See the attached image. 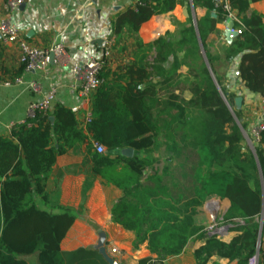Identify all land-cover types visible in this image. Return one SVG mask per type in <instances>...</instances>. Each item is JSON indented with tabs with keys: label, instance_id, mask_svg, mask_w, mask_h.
<instances>
[{
	"label": "trees",
	"instance_id": "obj_1",
	"mask_svg": "<svg viewBox=\"0 0 264 264\" xmlns=\"http://www.w3.org/2000/svg\"><path fill=\"white\" fill-rule=\"evenodd\" d=\"M260 1L231 0L244 29L222 47L224 59L210 51L215 38H220L217 26L224 22L213 0H192L194 9L207 11L196 26L190 0H136L112 23L114 36L126 32L133 36L136 52L116 80H107L106 68L101 73L105 83L95 95L91 122L79 128L74 112L57 105L52 113L38 112L14 125L12 139L0 137V264H28L24 258L32 256L37 257V264H109L94 248L61 249L75 216L67 208L52 205L59 195L47 192V185L57 159L76 147H85L91 162V174L82 188L83 202L96 177L122 191L111 209L112 221L140 238L136 247L147 245L151 257L138 264H162L188 248L197 264H209L214 257L230 264H251L258 257L257 264H264V230L258 253L257 222L264 208V131L255 155L246 152L242 144L247 124L242 111L235 109L236 95L226 89L225 76L216 69L224 60L228 71L241 57L239 79L249 92L264 99V17L248 16L251 4ZM177 6L189 14L187 24L176 22L182 27L179 39L167 32L145 44L139 35L142 25L172 13ZM3 57L0 45V61ZM23 72L24 65L17 77ZM4 73L0 70V82ZM180 77L185 78L190 100L169 91L174 84L180 90ZM165 89L169 92L163 97L160 91ZM159 109L173 113L171 119L157 117ZM162 134L170 152L180 156L192 148L202 158L201 164L207 165L208 176L200 179L191 202L183 195H172L161 177L145 179L151 163L140 153L157 146ZM94 143L106 153L99 154ZM128 149L133 150L132 157L123 155ZM211 196L230 203L228 239L206 236L205 229L196 224L197 208ZM42 207L61 213L50 214Z\"/></svg>",
	"mask_w": 264,
	"mask_h": 264
},
{
	"label": "crops",
	"instance_id": "obj_2",
	"mask_svg": "<svg viewBox=\"0 0 264 264\" xmlns=\"http://www.w3.org/2000/svg\"><path fill=\"white\" fill-rule=\"evenodd\" d=\"M6 3L7 0H0V18L7 17ZM135 3L136 0H29L24 8H18L12 12L11 21L19 28L23 40L40 50L62 45L68 55L69 65L62 66L52 62L45 71L23 72L20 77H17V73L22 67L19 46L17 43L2 44L0 40V45L4 48L0 70L6 72L3 75L4 80L0 82V137L12 139V127L31 119L29 117L30 106L43 100L52 90L56 91V99L49 112L52 113L57 105H62L74 112L78 127L85 128L87 126L85 118L92 113L93 103L88 104L80 97L78 83L70 69L75 65L87 63L90 58L100 57L105 48L104 43L108 38L113 37L115 46L105 71L107 80L114 81L118 75L125 73L126 67L132 63L136 52L135 41L133 36L127 32L120 37L114 36L112 23L119 16L126 14ZM181 7L177 6L172 13L154 17L143 24L139 34L142 41L148 44L164 36L167 32L175 33L176 28L171 25L170 18L174 20V23L187 24L189 14L186 10L187 17L183 15ZM196 12L198 19L203 18L207 13L206 10L200 8L196 9ZM253 13L264 17V0L251 4L248 16ZM212 16L216 17L215 13ZM217 29L220 32V38L216 45L221 43L222 47H227L235 38L228 31L230 24H219ZM240 62L241 57L232 62L227 71L224 85L230 93L236 95L235 103L242 111L246 122L251 121L252 123L254 117H258L260 123L263 116L262 97L249 92L239 79ZM17 79L21 80L20 84L15 83ZM7 83L10 85L7 86ZM172 87H176V84ZM172 87L169 89L172 90ZM184 89L186 92L187 88ZM176 93L179 92L176 90ZM77 148L81 147L75 149ZM75 149L57 159L47 185V192H57L59 195V200L52 202V205L67 208L75 216V222L62 242V251L77 250L76 247L65 245L66 239L78 231L77 225H95L94 227L100 232L99 235L88 229L89 233L94 234L92 236L95 239L117 241L121 236L129 238V234L132 232L112 221L111 209L122 197L121 190L96 177L86 201L83 202L82 186L86 176L91 174V162L85 152L77 153ZM83 165L85 166L83 167ZM80 208L83 210L81 216L78 213ZM42 209L50 214L61 213L59 210L45 207ZM78 233L77 236L82 237L80 235L82 232ZM145 247L142 248V252H137L136 264L142 259L151 257L147 246ZM97 250L104 258H110L111 255L106 252L105 248L100 247ZM187 253L188 250L180 256L167 258L162 264H197L192 252L189 256H186ZM117 257L122 262L131 260L129 254H119ZM24 259L28 264H37L36 256ZM209 264L230 263L227 260L214 257Z\"/></svg>",
	"mask_w": 264,
	"mask_h": 264
},
{
	"label": "rangeland",
	"instance_id": "obj_3",
	"mask_svg": "<svg viewBox=\"0 0 264 264\" xmlns=\"http://www.w3.org/2000/svg\"><path fill=\"white\" fill-rule=\"evenodd\" d=\"M181 11L183 15L187 17L186 9L184 7H181ZM196 9L195 11L192 10V20L195 24L198 20ZM171 25L175 28L178 27V23H174V20L170 18ZM187 19V23H188ZM176 24V25H175ZM182 29V27H178V30L175 32L176 40L179 39L180 35L179 32ZM218 38H215L214 45L210 47V51L212 53V56H221L222 58L225 57L224 49H222L221 43H217ZM178 57H182V54H178ZM224 59V58H223ZM217 72L221 76L227 75V67L224 63V60L220 61L216 65ZM180 71H186V69L182 68ZM180 81V82H178ZM177 82L179 84L178 92L182 95L183 99L189 100L190 94L188 91L185 92V87L187 88L185 78L183 79H177ZM226 82V81H225ZM177 86V85H176ZM160 89V86L158 87ZM177 87H172L169 91H176ZM184 89V90H183ZM167 89L160 91L161 96L166 97V95L169 92ZM236 104V103H235ZM236 110H240V108L235 105ZM171 114L173 113H163L162 109H159L157 112V117L161 116L164 117L166 120L171 119ZM258 118V117H257ZM256 117H254L252 123L246 122L244 115H243V121L247 124V129L243 130L244 134V142H243V148L246 152H250L255 155V147L257 145V140L255 137L254 132L257 130V127L259 125V120ZM251 124V125H250ZM252 127V128H251ZM75 152L77 153H84L85 147L77 148L75 149ZM141 157L147 158L151 166L147 169L145 175V179L147 177H151L154 175H157L158 177H161L163 179L164 184L166 185L168 191L174 196L183 195L188 202H191L195 198V189L200 186V179H204L208 176V169L207 165H202L201 163L202 158L192 149L189 148L188 150H184L182 155L176 156L174 153L170 152L168 149V146L166 145V139L165 135L162 134L158 138V145L155 146L152 150L149 152H141ZM85 165H83L84 167ZM198 170H201V173H198ZM148 186H152L149 182L145 183ZM252 186H254V182H251ZM83 188V186H82ZM83 200V196H82ZM230 210V203L227 200H224L217 196H211L206 198L201 207L197 208V215L195 216V221L198 227H202L205 230L209 227L216 226L217 228L221 226H226V219L228 216ZM83 210L80 208L78 213L79 215L82 214ZM257 222L260 223L263 226L264 230V219L262 222L261 217L257 219ZM95 225L89 224V225H77V232H74L69 236L66 241L65 245L67 247H76L79 248H105L106 252L109 253L110 259L114 260L117 264H136V254L137 252H142V248L147 246L146 244L140 245L136 247V245L139 243L140 238L136 236V234H129V238H125L124 236H121L117 241H107L105 239H95L92 234L95 232L96 235H99L100 232ZM92 230L93 233H89V230ZM78 232H82L80 235L82 237H78ZM94 233V234H95ZM93 234V235H94ZM77 236V237H76ZM223 238L228 239L231 235L225 231L223 233ZM146 248V247H145ZM116 249L117 253L114 254L112 251ZM149 251V250H148ZM191 248L188 249V253L186 256H189L191 254ZM126 255L129 254L130 260L127 261H121L118 259L117 256ZM117 259V260H116ZM258 260L253 259L251 261V264H257ZM133 262V263H132ZM135 262V263H134Z\"/></svg>",
	"mask_w": 264,
	"mask_h": 264
},
{
	"label": "built area",
	"instance_id": "obj_4",
	"mask_svg": "<svg viewBox=\"0 0 264 264\" xmlns=\"http://www.w3.org/2000/svg\"><path fill=\"white\" fill-rule=\"evenodd\" d=\"M29 0H7L6 12L7 17L0 18V40L2 44L17 43L21 52L20 63L25 66V72L37 73L45 71L51 64V54L54 55L55 63L62 66L69 65L68 55L65 48L62 45H56L51 49L40 50L27 41L23 40L20 35L19 28L11 21L10 15L16 9L26 5ZM215 11H219L223 16V23H233V27L228 31L231 36L237 37L244 29V26L237 16V12L232 8L231 0H213ZM115 46V39L113 37L108 38L104 43V51L100 57L90 58L89 61L83 65H75L70 70L74 75L78 83V92L80 97L88 104H92L94 97L98 90L105 83L104 79L101 78V73L107 68L109 58L113 47ZM16 84H20L21 80L17 79ZM7 86L10 83L6 84ZM56 99V91L52 90L43 100L36 102L30 106L29 117L34 118L38 112H48ZM261 111H264V99L261 102ZM92 114H88L85 118V125L91 122ZM264 131V118L262 116L261 122L259 123L257 130L254 132L256 140L259 141L261 132ZM94 148L99 154H105L106 149L97 143H94ZM244 224V222H240ZM232 227L231 224L221 226L209 227L204 230L206 236H219L223 238L225 231L229 233V229ZM114 254L117 250L112 251Z\"/></svg>",
	"mask_w": 264,
	"mask_h": 264
},
{
	"label": "water",
	"instance_id": "obj_5",
	"mask_svg": "<svg viewBox=\"0 0 264 264\" xmlns=\"http://www.w3.org/2000/svg\"><path fill=\"white\" fill-rule=\"evenodd\" d=\"M190 1H191L192 10H194L193 4H192V0H190ZM24 6H25V5H24ZM24 6H22L21 9L24 8ZM195 26H196V23H195ZM233 26H234L233 23H230V28H232ZM53 61H54V55L51 54V63H52ZM215 82H216V81H215ZM216 85H217V83H216ZM218 90H219L220 93H221V90H220L219 87H218ZM222 96H223V95H222ZM123 155H125V156H127V157H132V156H133V150H131V149L124 150V151H123ZM263 194H264V190H263ZM261 219H262V222H263V219H264V208H263V210H262ZM262 231H263V226L261 225V227H260V237H259V243H258V253H259V248H260L261 233H262ZM105 259L107 260V262H108L109 264H117L114 260H112V259H110V258H105ZM256 260H258V257H256Z\"/></svg>",
	"mask_w": 264,
	"mask_h": 264
}]
</instances>
